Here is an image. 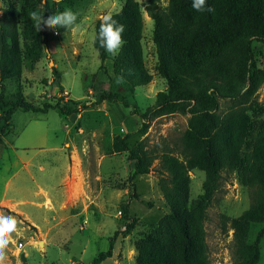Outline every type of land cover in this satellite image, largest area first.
<instances>
[{
    "label": "rangeland",
    "instance_id": "rangeland-1",
    "mask_svg": "<svg viewBox=\"0 0 264 264\" xmlns=\"http://www.w3.org/2000/svg\"><path fill=\"white\" fill-rule=\"evenodd\" d=\"M18 1L0 0V17L7 4L18 9ZM35 1L42 9V1ZM124 1L74 0L63 4L61 0H48L55 12L69 8L77 12L80 27L53 30L50 26L42 34L39 62L34 69L22 71L21 92L38 107L72 100L81 110L67 119L57 109L45 114H13L11 130L0 144V211L15 216L17 228L10 234L3 264H90L100 252L108 250L109 239L117 232L112 257L101 264H137L135 243L142 238L145 226L170 212L159 187L160 180L167 177L160 172L159 159L164 153L183 158L181 140L188 116L157 118L144 136L127 140L131 147L142 141L153 158L150 172L132 182L127 154L113 148L114 137L134 132L140 125L139 115L154 104L156 93L166 87L156 71L153 22L144 11L149 0H134L141 12L142 67L152 77L149 84L126 91L112 71V59L102 63L93 47L95 23L104 15L119 12ZM166 5V0L160 1L161 8ZM259 66L264 69V53ZM18 88L19 81L5 83L7 95ZM102 92L117 93L130 107L96 104ZM253 101L264 109V84ZM233 108L232 104L220 102L221 113ZM249 150L264 159L263 144L255 149L251 145ZM188 175L190 197L194 200L202 193L204 173L195 169ZM68 176L66 190L64 180ZM82 189L91 198L86 203L78 199ZM257 190L256 186L243 185L235 171H222L204 222L209 264H233L230 221L254 203ZM123 206L135 219L128 234L124 232L128 221ZM257 229L252 227L251 242ZM260 264H264V257Z\"/></svg>",
    "mask_w": 264,
    "mask_h": 264
},
{
    "label": "trees",
    "instance_id": "trees-1",
    "mask_svg": "<svg viewBox=\"0 0 264 264\" xmlns=\"http://www.w3.org/2000/svg\"><path fill=\"white\" fill-rule=\"evenodd\" d=\"M19 0L18 9L10 3L0 17V144L12 127L16 111L42 113L57 109L63 119L81 110L72 100L41 107L29 102L21 92L22 71L34 69L42 53V34L32 11L55 12L48 0ZM74 0H61L69 4ZM149 0L144 11L153 22L151 40L157 57V74L165 81L164 91L155 95L154 104L141 115L139 127L124 137L113 139L115 152L127 154L131 168L129 181L147 175L153 158L142 141L129 146L131 137L144 136L150 123L173 114L188 116V126L182 140L183 158L164 153L159 159V183L169 214L148 224L135 243L137 264H209L205 242L206 210L223 170L235 171L245 186L257 187L254 203L230 221L233 239V264H260L264 257V159L250 151L264 145V114L253 97L264 84V69L259 58L264 53V0H206L211 12H198L192 0ZM113 18L125 26V43L112 58L93 40L100 61L112 59V71L122 78L126 91L145 86L152 77L142 67V19L137 2L125 0ZM95 23L97 36L99 25ZM52 72H55L52 68ZM58 77L57 73H55ZM19 81L16 92L6 94L5 83ZM59 90L62 88L59 86ZM130 105L117 93L102 92L96 101ZM220 102L234 106L220 112ZM135 115L134 110L130 111ZM250 152L249 156L245 153ZM204 173L202 193L190 197L191 170ZM125 234L135 226L128 216ZM258 227L253 242L252 227ZM118 232L109 239V248L100 252L90 264H101L112 257Z\"/></svg>",
    "mask_w": 264,
    "mask_h": 264
},
{
    "label": "clouds",
    "instance_id": "clouds-1",
    "mask_svg": "<svg viewBox=\"0 0 264 264\" xmlns=\"http://www.w3.org/2000/svg\"><path fill=\"white\" fill-rule=\"evenodd\" d=\"M191 6L198 12H211L213 10L210 6H207L206 0H192ZM78 15L77 12H74L70 8L48 14L38 9L32 11V16L39 31L45 26H51L53 30L60 28L78 29L80 27L77 23ZM101 19L102 22L99 25V31L94 40L99 42L101 48L115 56L125 43L122 38L125 26L115 20L112 15H104ZM45 51L48 52L46 49ZM121 81L122 78L118 80V82ZM16 228L17 218L10 215L8 212L0 211V264H3V260L5 259V250L9 245L10 234L13 233Z\"/></svg>",
    "mask_w": 264,
    "mask_h": 264
},
{
    "label": "crops",
    "instance_id": "crops-1",
    "mask_svg": "<svg viewBox=\"0 0 264 264\" xmlns=\"http://www.w3.org/2000/svg\"><path fill=\"white\" fill-rule=\"evenodd\" d=\"M69 175H70V169H69ZM69 180V176L68 177H65V180H64V185L68 182ZM66 187V190H67V186L65 185ZM85 195V198H83V195ZM78 199H81L83 201V203H86V201L90 200L91 198H89V196L85 193L84 189H82V193L78 195Z\"/></svg>",
    "mask_w": 264,
    "mask_h": 264
},
{
    "label": "built area",
    "instance_id": "built-area-1",
    "mask_svg": "<svg viewBox=\"0 0 264 264\" xmlns=\"http://www.w3.org/2000/svg\"><path fill=\"white\" fill-rule=\"evenodd\" d=\"M54 34H56V32Z\"/></svg>",
    "mask_w": 264,
    "mask_h": 264
}]
</instances>
